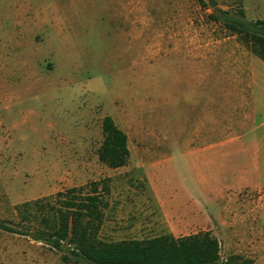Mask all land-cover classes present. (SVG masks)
I'll return each instance as SVG.
<instances>
[{
  "label": "rangeland",
  "instance_id": "374dc122",
  "mask_svg": "<svg viewBox=\"0 0 264 264\" xmlns=\"http://www.w3.org/2000/svg\"><path fill=\"white\" fill-rule=\"evenodd\" d=\"M202 1L0 0L1 221L23 232L17 205L106 180L100 240L208 232L223 259L240 254L264 264V109L254 129L218 154L190 155L172 139L176 110L202 99L194 84L219 82L179 72L173 50L235 36L211 15L243 9L240 0H215L214 8ZM162 96L171 136L158 120ZM105 116L133 153L118 170L98 160ZM147 147L165 148L143 170L139 150ZM63 248L0 229V264H67Z\"/></svg>",
  "mask_w": 264,
  "mask_h": 264
},
{
  "label": "trees",
  "instance_id": "16d2710c",
  "mask_svg": "<svg viewBox=\"0 0 264 264\" xmlns=\"http://www.w3.org/2000/svg\"><path fill=\"white\" fill-rule=\"evenodd\" d=\"M244 18L243 9L238 16L223 11L211 15L264 62V19ZM101 130L99 162L111 169L126 166L130 160L128 135L111 116L102 119ZM109 194L108 182L99 180L58 192L54 197L27 201L15 207L19 223L26 230L19 232L1 220L0 229L30 236L59 252H65L63 247L67 246L61 256L67 264H256L240 254L223 259L219 241L208 232L180 238L165 234L144 240L102 241L98 234Z\"/></svg>",
  "mask_w": 264,
  "mask_h": 264
},
{
  "label": "crops",
  "instance_id": "0c3cea01",
  "mask_svg": "<svg viewBox=\"0 0 264 264\" xmlns=\"http://www.w3.org/2000/svg\"><path fill=\"white\" fill-rule=\"evenodd\" d=\"M240 1L247 15L259 12L263 15L255 19H264V0ZM30 17L35 24L34 20L41 17V14ZM48 24L50 26L49 21ZM52 24L51 22V26ZM178 35H174V41L180 37ZM254 56L237 41L236 36L201 45L195 43L185 48L180 46L173 50L172 57L177 60L175 68L179 72L188 68L197 81L219 80L194 84L196 92H203L202 99H190L174 113L172 139L175 147L190 155L218 154L229 149L246 130L256 127L257 115L264 109V80L258 74L257 69L262 68L257 67L260 64H257ZM162 58L166 59V54ZM215 91L222 92L219 101L213 98ZM162 98L163 102L158 106V120L164 133L171 136L166 125L167 122H172L169 120L171 115L166 113L170 101L163 96ZM163 148L165 147L140 149L139 154L143 156L140 164L142 169L147 166L146 160L158 161L153 156L158 155ZM129 150L131 159L133 153L130 147ZM145 156L150 158L145 159ZM145 176L148 177L147 174Z\"/></svg>",
  "mask_w": 264,
  "mask_h": 264
},
{
  "label": "water",
  "instance_id": "95a60500",
  "mask_svg": "<svg viewBox=\"0 0 264 264\" xmlns=\"http://www.w3.org/2000/svg\"><path fill=\"white\" fill-rule=\"evenodd\" d=\"M209 5H210L212 8L216 7V2H215V0H209Z\"/></svg>",
  "mask_w": 264,
  "mask_h": 264
}]
</instances>
